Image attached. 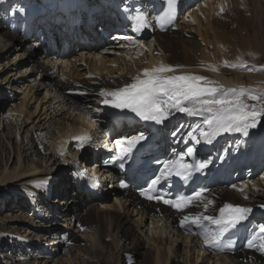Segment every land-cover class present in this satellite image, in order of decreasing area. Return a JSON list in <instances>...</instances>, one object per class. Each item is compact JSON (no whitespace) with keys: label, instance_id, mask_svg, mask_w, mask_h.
Segmentation results:
<instances>
[{"label":"bare ground","instance_id":"1","mask_svg":"<svg viewBox=\"0 0 264 264\" xmlns=\"http://www.w3.org/2000/svg\"><path fill=\"white\" fill-rule=\"evenodd\" d=\"M225 1L186 0L174 26L165 33L155 32L149 38L141 39H133L129 35L128 28L122 32L121 28L126 26L117 15L105 13L99 9L95 10L92 20L88 23V29L80 25L81 28L77 31L76 27L72 34H68V31L47 20L44 23L49 24L51 29L44 31L45 37L56 38L57 44V50H55L49 42L47 53L41 51L40 37L35 34L36 30L40 29L37 23L31 26L28 36L25 37L19 29V24L10 20L6 9L0 7V55L4 52L10 56L7 69L9 73H6L7 75L5 74L4 79L0 81V95L5 90L3 88L7 90H11V87L23 88L21 109L13 105L14 113L18 114L15 117L16 133L17 135L25 133V140L28 135L30 137L29 131L34 132L32 138L36 134L41 135L42 140L38 139L35 144L38 148L44 141L49 142V145L44 147V150L40 148L39 152L42 153L41 161L44 163V159L47 160L44 166L31 162L24 171L18 168L17 163L14 167L12 166V169L5 166L0 172V190L9 186L14 194L23 195L31 205L47 206L49 215L42 213L43 208L38 209L39 218L45 219V222L38 226L33 225L34 228L44 229L42 232L27 231L22 237L24 241L13 239L20 242L22 248L32 251L31 256L34 258H46L44 261L38 259L41 264L51 261L55 252L60 250L61 243L71 246L67 252L68 255L71 250L81 255V251L86 252L89 248L98 246L106 251L108 248L114 251L113 254L111 253L114 259L118 260L122 252L126 253L130 259V256L135 255L142 245L141 240L144 238L141 231L145 222H147L145 229L148 247L151 248H145L144 254L149 255V261L152 264L174 262L173 258L176 255L173 253L172 244L175 240L179 242L182 251L178 264H187V262L189 264H264V251L247 246L253 237L250 226H253L254 222L264 223V150L259 165L255 169L245 173L240 169L236 170L235 178L221 179V185L206 192L201 200L180 213L159 203L143 199L133 186L123 191L117 183L122 176L111 177L105 169L101 177L102 183L105 184L106 195L100 202L92 200L88 196H82L75 185L77 177L72 174L73 168L79 164L78 160L86 156L82 152L84 155L78 157L79 151L84 147L90 144L93 146L104 144V149H97L96 152L98 156H101L112 146V138L116 141L115 139L120 137L121 133L115 131L110 124H107L109 130L104 133L95 124L97 118L101 116L100 102L103 99L99 95L101 90L110 92L122 88L132 83L134 77L140 76L143 69L163 64L174 69V73L169 74L201 75L225 88L243 86L253 94L264 92V45L262 44L264 41H259L248 33L244 38L239 37L240 39L220 37L218 30L210 21L211 16L221 4H225ZM148 2L149 0H144L147 6H149ZM86 5L89 10L93 9L90 5L96 7L91 3ZM257 5L260 7L261 4L257 3ZM14 8L15 5L9 6L10 10ZM80 11L81 19H84L83 11ZM98 29H103L104 32ZM115 30L117 32L112 37L108 36L109 39H104L103 33ZM83 39H88L89 42H83ZM150 41H155V45L149 44ZM66 48L68 53L65 52ZM233 53L235 54L231 56ZM245 56H247L246 59L249 58L243 61L245 68L239 67L243 60L241 58ZM225 62L238 66L227 67ZM210 66H214L216 71H212ZM56 73H59L60 77H57ZM34 90L44 93L40 103L44 105L43 111L39 117L38 113L35 114L36 112L33 113L34 116L30 114L33 116L32 121L30 117L24 121L25 104L30 103L33 97L31 93ZM232 95L230 93L229 98ZM247 102L256 103L255 101ZM38 107L39 105L36 104V111ZM88 112L91 118L89 123L82 116ZM55 115L59 117L57 122L61 119L66 121L62 122L61 127H57L55 134H51L50 129L43 132L44 125L50 119H54ZM6 116L13 120L15 115ZM203 119V116H190L187 113L171 110L162 124V141L166 149L174 150L181 145L194 144V150L199 153L213 152L220 158H229V161H232L234 156L238 159L244 157V160L248 161L250 157L258 155L264 144V115L258 118L254 128L248 129L250 138L242 132H225L213 138L211 143L200 139L198 131L189 136L197 124L202 125ZM43 121L44 123H41ZM109 134L111 137L108 136ZM85 137L88 138L87 141L81 144L80 138ZM18 142L16 145L19 162L22 158L23 141ZM28 147L24 152L31 149L32 145ZM24 155L28 157L27 153ZM85 160L90 161L89 158H82V162ZM14 188H18L17 191H13ZM55 191L59 192L60 197L52 198ZM208 201L212 203L205 210V204ZM226 203L250 209L244 229L237 234L240 242L235 249L219 253L215 248L206 246L204 234H212L216 231L215 226L207 222L203 228L191 225L195 229L193 235L184 234L181 226L184 216H195L201 213L215 216L219 214V208ZM77 230L82 236L75 234ZM14 232L15 227L8 234ZM15 234L21 236L18 233ZM174 235L181 237L179 240L176 237L168 240L166 244L163 243L165 236L169 239ZM48 238L49 240L42 241ZM105 238L110 240L107 242ZM0 240H2L1 237ZM56 240L59 242L55 248L51 244ZM34 241H38V244ZM256 243L258 244L259 241ZM97 251V249L92 250L94 254ZM71 257L70 255L66 258V263L72 260ZM61 261L62 259L58 258L53 264H60Z\"/></svg>","mask_w":264,"mask_h":264},{"label":"snow or ice","instance_id":"2","mask_svg":"<svg viewBox=\"0 0 264 264\" xmlns=\"http://www.w3.org/2000/svg\"><path fill=\"white\" fill-rule=\"evenodd\" d=\"M0 3H3V0H0ZM176 4L177 0H165V5L162 6L160 13L153 17L156 26L163 29L165 25L176 19ZM221 11H223V8H221ZM132 19L135 22L133 31L137 32L149 27L153 22L143 13H137ZM237 59L239 60V58ZM225 66L236 68L238 65L225 62ZM244 66L245 62L241 61L239 67ZM210 67L212 71H216L214 66ZM169 73H174V69L163 64L150 69H143L140 76L133 78L132 83L110 92L101 90L99 94L103 97L101 103L116 109H127L145 121L160 122L171 110L187 113L190 116H203L202 125L197 124L189 133V136L198 131L199 138L208 143H211L213 138L225 132H242L247 135L248 129L254 128L258 118L264 115V92L253 94L243 86L225 88L201 75ZM230 93L233 94L231 98H229ZM247 101H255L256 103L249 104ZM80 139L81 144H83L88 138ZM143 139V134L127 139L124 148L125 154L130 152ZM117 143L119 145V142ZM193 151V148H187L189 156L193 154ZM116 159L123 161V156H118ZM105 163H108V161H105ZM123 166L121 162L120 167ZM206 166L205 163H199L195 165V170H201ZM192 168V165L166 160L161 174L152 180L149 189L158 184L162 178L173 174L188 179ZM205 191L206 189L201 188L193 196L178 195L174 200L165 199L160 195L153 196L144 191L141 192V195L150 200L162 201L179 211L193 201L198 200ZM211 203V201H208L205 204V210ZM249 212V208L226 203L219 208V214L215 216L202 213L195 216H184L181 220V226L195 225L197 228H203L205 222L214 225L216 228L215 233H205L204 243L210 248L223 251L224 248L221 246L220 238L224 233L236 228L238 224L246 220ZM256 241H259V243L257 244ZM247 246L264 251V225L259 227V231L249 240ZM227 247H231V242Z\"/></svg>","mask_w":264,"mask_h":264},{"label":"rangeland","instance_id":"3","mask_svg":"<svg viewBox=\"0 0 264 264\" xmlns=\"http://www.w3.org/2000/svg\"><path fill=\"white\" fill-rule=\"evenodd\" d=\"M259 1L258 0H244V1L243 0H226L225 4H221L220 8L217 11H215L214 14L210 18V21L213 22V26L216 28V30H218V36L220 37L226 36L227 38H230V39H236L239 37L244 38L246 33H248V35L255 36L257 40L263 42L264 41V0H259ZM257 3H260L262 5V6L260 5L261 8L259 7V5H257ZM221 8H223V11H221ZM253 8L256 9V11ZM238 18L241 20H239ZM202 23H205V22H202ZM181 25H183V23ZM112 33H115V32H112ZM105 39L107 40L106 36H105ZM233 41L235 42L236 40H233ZM195 42L199 43V41H195ZM262 44L264 45V43ZM6 54L7 53L1 52V55H0V65H1L0 69L3 67V69H1L2 71H0V81L4 79V77L9 73V70L7 69L9 67L10 56L9 55L7 56ZM234 54L235 53H233L231 56H233ZM246 58L247 56L241 58L243 59L241 61L249 60V58L248 59ZM56 76L60 77V74L56 73ZM3 89L5 90L2 92V95H0V172L5 168V166H7L8 169H12L16 165V163L18 165V168L23 169V171L26 168H28V166H30L31 162H34L40 166H44L47 160L44 159L45 162L43 163L41 161L42 153H39V152H40V148L44 150V147H47L49 145V142L47 143L44 141L42 144H40V148H38L35 146V144L38 139L42 140L41 135L39 136L36 134L37 136L34 135L33 136L34 139H33L32 134H34V132L29 131L30 137L28 135L27 139L25 140L24 138L25 133H22V134L20 133V135H17L16 133L17 129L15 128V123H17V120H15V117L18 114L14 113L15 107L13 105L17 106L16 107L17 109H21L23 105V99H22L23 93H21L23 91V88L14 89L13 87H11V90L9 89L6 90V88H3ZM31 94H32L31 96L33 97L31 98L30 103L25 104V108H24L25 113L23 114V116H25L24 121L28 117H30V121H32L34 112H36L35 114L38 113V117H39L43 111L44 105L40 104L44 96L43 91H39L38 93V91L34 90L33 93ZM36 104L39 105L37 111H36ZM30 114H32L33 116ZM6 115H9V116L15 115V116H14V119L11 120ZM82 116L83 118H85L84 119L85 121H87L90 118V115L87 113H84ZM75 118H77L76 115H75ZM58 119H59L58 115H55L54 119H50L48 121L49 123L47 122L44 125L43 132H45L47 129H50V133L55 134L57 127H61L62 122L66 121L65 119H61V121L57 122ZM41 123H44V121ZM25 130H27V128ZM35 131L37 130L35 129ZM36 133L39 134L38 131ZM17 141H19L18 143H21L23 141V144L21 145V152L23 151L22 158L20 159L21 161L19 162L17 159V145H16ZM27 142H29L28 145H27ZM31 145H32V148L27 150V152H24L25 149H28L29 148L28 146H31ZM34 151L35 153H33ZM23 153L24 154L27 153L28 157H25ZM19 163L21 165H19ZM37 178H38V174H37ZM17 189L18 188H14L13 191H17ZM57 196L59 197V192L58 193L55 192L52 198H55ZM42 208L44 209V211H42L43 214L45 215L50 214L49 210L47 209V206L40 205L38 207L35 205H31V203L28 202L27 199H25L23 195L14 194V192L11 191V188L9 186H6L2 190H0V232H1L0 237L2 239L0 240V264H41L38 259H41V261H44L46 259V258L42 259L38 257L34 258V256H31L32 251H28L22 248L20 246L21 244L20 242L13 241L11 238L7 236V234L10 233V231H12L14 227H15L14 233L20 234L21 237L26 235L27 231L42 232L44 229L40 227H37V228L33 227V225L38 226V224L45 222V219L39 218L38 216V211L41 210ZM145 228H147V222L144 223V227L141 231V235L144 238L143 240H141L140 238L142 242L141 243L142 245L140 246L141 248L139 247L138 252L135 253V255L132 254L130 256V259L127 257L126 253L124 252L120 254V257L118 258V260L116 258L114 259L113 257H111V253L112 252L114 253V251L110 250L109 248L106 251V249H101V247H98V246L89 248V250L86 252H84V250L81 251V255L75 254L76 252L71 250L70 254L68 255L67 252L69 251L71 246H66L61 243L60 250H57L55 252L54 256H52L50 259L51 261L48 260L49 262L47 264H53V262L57 260L58 258L62 259L60 264H86V263L87 264H144V263L152 264V262L149 261L150 260L149 255L147 253L144 254L145 248H151V247H148L149 242L147 240L148 236H147V231ZM23 231L25 233H23ZM75 234L78 236H82L79 230L75 231ZM170 237L168 239V236H165V238L163 239V243L166 244L168 240H171L172 238H176V237H178L176 239L179 240L180 236L175 237L174 235ZM105 239L107 240V242L110 240V238H105ZM34 243H36V241H34ZM172 247H173L172 248L173 253L176 255L173 258L174 262L172 264H178L181 258L180 253L182 254L181 246L179 242L177 243V240H175L173 241ZM82 248L87 249V247H82ZM71 249H74V248H71ZM94 249H97L99 252L97 251L98 253L96 252V254H94L92 252V250ZM56 254H57L56 259H54ZM177 254H179V256ZM70 255L72 256L71 257L72 260L66 263V258ZM88 257H90V259ZM175 259H176V262H175ZM187 264H189V262H187Z\"/></svg>","mask_w":264,"mask_h":264}]
</instances>
